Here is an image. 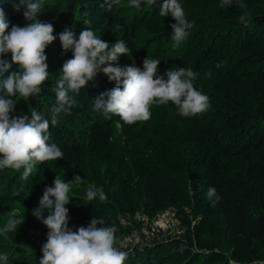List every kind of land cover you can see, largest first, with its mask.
I'll return each mask as SVG.
<instances>
[{
    "label": "trees",
    "instance_id": "16d2710c",
    "mask_svg": "<svg viewBox=\"0 0 264 264\" xmlns=\"http://www.w3.org/2000/svg\"><path fill=\"white\" fill-rule=\"evenodd\" d=\"M66 1L70 6L61 0H40L42 7L38 19L53 24V35L56 36L45 49L49 76L41 85L40 94L27 101L19 96L6 97L18 98L11 116L21 117V113L35 110L50 120V109L56 103L52 91L58 78L55 69L60 71L64 61L72 58L71 50L63 52L59 34L65 28L72 30L75 22L78 31L73 33L77 39L82 31L93 30L109 44L124 41L131 52L120 56L114 66L138 67L134 57L136 49H144L142 55L147 52L148 58H164L167 65L183 59L182 65H188L184 68L198 74L193 81L194 87L209 97L213 108L204 116L193 117L191 133L174 131L175 125L181 127L186 122L178 117L179 110L171 102L152 105L151 119L144 124L118 126L115 120H110L104 128L106 123L92 122L91 115L85 113L89 110L84 104V93L90 87L105 92L107 86L115 85V82L98 73L95 80L89 81L78 93L70 92L76 101L69 110L71 114L69 111L61 113L58 124L49 128V143L55 140L62 147L63 158L43 162L44 166H41L69 181L75 175L84 180L71 185L70 191L77 198L67 206L69 217L75 220L68 224L70 228L73 224H78L77 228L87 227L92 217L102 218L105 224L98 227L114 225L117 245L132 230L144 227L141 222L122 226L123 219L132 218L139 211L151 220L159 210L162 212L171 207L176 209L177 229L182 235L154 236L148 243L143 239L141 247L130 242L123 250L127 253L124 264H228L229 257L236 264L264 261V0H233L231 6L225 7H220L221 0H179L184 2L187 19L194 22V28L200 29L197 49L188 60V52L174 50L171 38L164 33L165 19L158 17L155 25L134 26L123 18L107 19L95 5L96 0ZM240 2L246 4L251 13L246 25L239 21L243 13L238 7ZM87 7L102 17V22L88 18ZM25 8L20 0H0L8 29L28 23L23 15ZM144 18L152 21L151 13ZM155 34H160L156 40L151 38ZM3 58L11 63V53ZM217 64L221 66L216 67ZM18 70L19 66L11 63L3 76ZM209 70L211 75L206 76ZM106 135L113 149L122 150L120 155L109 161L104 154L86 157L83 144L90 141L92 146L93 139ZM140 157L141 160L151 159L163 168L145 171L144 177L138 175V162L135 161ZM130 162H135L133 169L129 167ZM2 170V191L6 183H11L10 194L21 186L23 191L30 187L28 178L24 180L18 173ZM89 185L103 191L110 188L112 197L106 194L105 201L85 199ZM210 187H214L220 197L215 206V197L210 200L207 196ZM1 201L12 203L8 197ZM183 207L189 210L192 221L198 214L202 221L191 225ZM46 213L47 210L45 216ZM8 218L0 219V228ZM145 228L150 232L151 223ZM33 229L17 226L7 236L0 235V252L11 253L10 264H36L37 261L39 264L42 258L39 250L47 235L42 236L38 226ZM204 232L210 238L206 244L201 243Z\"/></svg>",
    "mask_w": 264,
    "mask_h": 264
},
{
    "label": "clouds",
    "instance_id": "9594fccd",
    "mask_svg": "<svg viewBox=\"0 0 264 264\" xmlns=\"http://www.w3.org/2000/svg\"><path fill=\"white\" fill-rule=\"evenodd\" d=\"M157 0H146L147 6L155 5ZM120 0H104L100 8L111 12ZM233 0H221L220 7L231 6ZM26 5L23 12L28 23L24 26L13 25L6 33L9 24L3 9H0V169L11 168L19 171L23 168L22 179L26 180L38 163L57 161L64 153L55 143H49V128L58 124V116L68 112L76 103L70 92L78 93L89 81H94L98 73H102L109 81L115 82V87L98 95L94 100V111H102L105 119L111 115L118 116L125 124L146 122L151 118V106L164 105L171 102L183 117H194L206 112L210 107L207 95L198 91L193 84L197 77L190 68H175L164 76L157 74L160 60H143L142 68L136 66L121 67L114 62L122 55H127L128 47L122 40L114 44L102 40L93 30H84L78 39L69 28L59 34L63 52L72 51V58L66 59L52 88L56 103L50 109V120L35 110L23 117H14L15 100L6 97H22L26 101L41 92V85L48 78L46 47L56 36L53 35V24L41 22L38 19L42 4L40 0H20ZM130 6L139 9L141 0H130ZM238 7L243 9L239 16L242 24H247L251 13L247 5L240 2ZM19 10V8H17ZM161 17L171 16L175 23L171 25V40L173 47H179L188 37L194 22H189L178 0H163L159 5ZM111 45V46H110ZM11 53V63L19 66L6 77L5 72L11 68V63L3 57ZM217 64L216 67H220ZM211 75V71L205 74ZM79 175L66 182L58 175L53 181L54 186L46 187L39 206L32 214L48 229L47 240L42 245V258L39 264H124L127 253L116 246V227L100 226L105 221L92 217L87 227L80 226L75 231L68 227L70 202L69 192L73 183H83ZM23 191L14 190L19 196ZM208 198L213 206L220 197L216 189L210 187ZM100 201L107 200L102 188L89 185L85 199ZM48 215L45 218L44 212ZM25 216L19 218L13 212L5 225L0 228V235L7 236L24 222ZM0 264H9L7 254H0ZM228 264H236L229 257ZM254 264H264V261H254Z\"/></svg>",
    "mask_w": 264,
    "mask_h": 264
},
{
    "label": "rangeland",
    "instance_id": "374dc122",
    "mask_svg": "<svg viewBox=\"0 0 264 264\" xmlns=\"http://www.w3.org/2000/svg\"><path fill=\"white\" fill-rule=\"evenodd\" d=\"M63 2L64 5L66 6H70L69 3L66 1V0H61ZM71 11L74 10L73 7H70ZM90 7H87L86 8V16H88V18L90 19H97L98 16L93 13L91 10H89ZM167 18V25L166 27L164 28V32H166L169 36V38H171V35H172V28H171V25L173 24L172 23V20L171 18ZM81 24H85V23H81ZM78 23L75 22L74 25L72 26V29L77 26ZM11 29H6V33L7 34L8 32H10ZM200 32V29H198V27L196 26L194 28L193 31H189V37L187 39H185L179 47H175L174 50H179V49H185L187 52H188V57H187V60L189 59V57L194 54L195 50L197 49L196 45V39H197V36H198V33ZM172 45H173V42H172ZM187 63H186V67H187ZM95 91H99L100 94L103 93V91L101 90H95ZM99 94V95H100ZM213 111V108L212 106L210 105L209 109L206 111V112H203V114L205 113H209V112H212ZM107 126H104V128H106ZM104 139H105V136H101L99 137V142L98 144L96 145V148L98 149H101L102 147H104ZM87 146V145H86ZM87 152V154L85 155L86 157H88L89 154H92L93 151H85ZM135 163V162H133ZM133 163H131V167L133 169ZM145 161H139L137 163V166H136V171L138 173V175H141L144 177V167H146L145 165ZM107 179L109 180V173L107 171ZM131 187H133V184L131 185ZM72 191V189H71ZM70 191V192H71ZM69 192V194H70ZM104 193L105 194H108V196L112 197V190L108 187H106L104 189ZM10 209L8 207H3V208H0V219L4 216L7 215V212L9 211ZM183 210V213H185L187 216H188V221L191 222V225H194L195 223L198 224L199 222L202 221V217L198 214L194 217V221H192V218L191 216H189L190 212L189 210L186 208V207H183L182 208ZM46 211V210H45ZM176 209L174 208H171V207H168V209H166L165 211H162L159 210V212H157L151 220H149L146 216L144 215H141V213H139V211H137L135 213V215L130 218V217H127V219H123L121 221V225L122 226H126V225H130V224H135V223H142L144 225L143 228L141 229H135V230H132L131 233L126 236L121 242H119L116 246L119 247L120 249H123L124 247H126L128 244L131 243H138V247H141L143 246L142 244H140V242L144 240V242L148 243V241L154 237V236H157V237H172V236H178V235H182V231H180L179 229H177V225H179V222L176 218ZM45 214V212H44ZM48 215V212L46 213V216L45 218L47 217ZM33 220L31 221H26L28 224H29V228H26L27 230H34L33 228L34 227H39L41 229H43V232L42 233V236H46L47 235V232H48V229L46 228V226L40 221L38 220L33 214ZM175 216V217H174ZM75 220H73L71 217L69 219V223L71 222H74ZM151 223V230L150 232H148L145 228V226H147V224ZM77 225H72V230L75 231L77 229ZM68 227L70 228V225H68ZM38 232V231H37ZM208 241H210V238L205 234V232L202 234L201 236V243L203 244H206Z\"/></svg>",
    "mask_w": 264,
    "mask_h": 264
}]
</instances>
